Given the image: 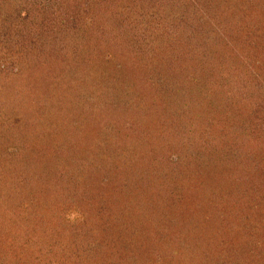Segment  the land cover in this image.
I'll list each match as a JSON object with an SVG mask.
<instances>
[{"label":"rangeland","instance_id":"rangeland-1","mask_svg":"<svg viewBox=\"0 0 264 264\" xmlns=\"http://www.w3.org/2000/svg\"><path fill=\"white\" fill-rule=\"evenodd\" d=\"M215 3L0 0L5 264H264V0ZM229 161L240 197L206 233L180 189Z\"/></svg>","mask_w":264,"mask_h":264},{"label":"trees","instance_id":"trees-1","mask_svg":"<svg viewBox=\"0 0 264 264\" xmlns=\"http://www.w3.org/2000/svg\"><path fill=\"white\" fill-rule=\"evenodd\" d=\"M169 0H166V3L168 2ZM178 1H180V0H178ZM209 3H210V6H213V7H211L210 9H209V11L210 12H212V13H209V16H212V14L214 13V10L218 7L217 6V4L215 3V4H213L214 3V0H207ZM207 7V6H206ZM199 13H202V12H199ZM200 15L201 14H199V16H198V18H200ZM202 17V16H201ZM162 18H157V20H161ZM204 21H205V23H206V17H204V19H203ZM177 25H179L181 28L183 27V25H181L180 23H178ZM185 28V27H184ZM166 32L164 31L163 33L165 34L163 37H165V38H167L168 36H169V27H166ZM157 36H162V35H157ZM193 37H195V34L193 33ZM162 41V39H158V42L156 41V44L157 43H160ZM161 44V43H160ZM209 51L210 50H206V52L208 53V56H211L213 53H209ZM201 54H204V53H198L197 54V56H199V55H201ZM194 71V70H193ZM180 73V72H179ZM178 73V74H179ZM178 77H179V79L180 80H182L180 83H178V84H175V85H173V84H171L170 86H168L169 87V89H170V91L172 90V91H174L175 92V95H176V97L177 98H179L180 100H183L184 99V96H185V94L183 93V90L185 89H187L186 88V81H187V78H188V76H187V74L185 75V76H182V75H177ZM196 77V76H195ZM195 77H191V84H198V80H196L195 79ZM210 78H212L211 76H210ZM178 78H175V82L177 83V80H179ZM200 82V81H199ZM209 84H212L211 82H208ZM208 83H206V85L208 84ZM205 85V86H206ZM196 88H198V86H196ZM189 92L190 93H192V92H194V90H192V89H190L189 88ZM208 92V89H207V87H205V89H204V94H206V93ZM194 93H196V94H198L197 92H194ZM216 94L217 95H221V99H227L229 96H226V95H224V94H222L221 93V90H220V88H219V90L216 92ZM219 100V99H218ZM219 101H221V100H219ZM226 101V100H225ZM222 102H224V101H222ZM234 121H235V118H232V121L231 122H233L234 123ZM107 131H109V130H107ZM67 132V131H66ZM70 135V133L68 132V133H66L65 135H61L62 136V138H63V142H58L59 144H61L62 145V143H64L65 141H66V139H68V136ZM106 135V132L104 131L103 133H102V136H105ZM222 138H223V136H222ZM226 139H227V141H228V135L226 134ZM140 140H142L141 138H140ZM236 141V140H235ZM205 143H207V145H204ZM209 142H208V139L207 138H205V142H204V146H210L209 144H208ZM228 143V142H227ZM132 144H135V143H132ZM60 145V146H61ZM125 146H127V142H126V144H124ZM212 145V144H211ZM60 146H58V147H60ZM24 147L22 146V149H23ZM64 149V148H63ZM203 149V151H205L204 150V148H202ZM241 149L240 148H238V150H234V154L233 153H231V152H227V153H230V157H227V159L225 158V156H223V158L226 160V162L229 160V159H232L231 157L233 156V155H235L236 157H237V160L238 161H246L247 162V167H249V169L252 167L251 165H253L252 163H251V161L250 160H245L244 158H242L241 156H242V152L240 151ZM136 151H138V149L136 150ZM135 151V152H136ZM135 152L133 153V155H131L129 158L127 157V162H130V164L131 163H134V166L135 167H142L141 169L142 170H146L147 169V165H148V163L150 162L149 161V159L146 157V155H142V156H140V155H138V156H136L135 155ZM206 153H208V152H206ZM25 154V153H24ZM209 156H210V160L211 161H209V162H213V158H214V153L213 154H208ZM218 155V154H217ZM220 156H222V154L220 153L219 154V157ZM218 159V158H217ZM220 159V158H219ZM218 159V160H219ZM220 161H222V160H220ZM222 162H224V161H222ZM226 162H224V163H226ZM214 163V162H213ZM213 163H212V168L214 169H218V170H215V172H213V174H210V176H209V180L208 181H203L201 184H194V186L193 187H191V188H189V189H180L181 190V192L184 194V196L187 198V206L188 207H193L194 206V204H196L197 202H200L202 205H200L199 206V209H198V216H197V219L198 220H201V222L205 225V224H207V225H210V224H213V223H216V224H214V225H210L209 227L208 226H206V227H204V229H206V230H204V232H206L207 233V231L208 232H210V231H212V232H214L215 231V228L217 227V225H220V226H223V227H226L227 225H228V220H227V215L229 214V213H231V208H232V206L234 205V199H231V197H230V193H231V190L233 191V190H236L237 188H236V185H235V187L232 185V184H234L235 182V180H237L236 181V183H241V177L243 178V174H237V173H234L233 172V169L234 168H237L238 170H240V168H239V166L238 165H234L233 167H232V165L230 164V161L228 162V164H224V163H220V162H218L217 164H216V166H215V164L213 165ZM213 166H215V167H213ZM143 167L145 168V169H143ZM228 167H232L233 169L232 170H230V172L228 171ZM1 169H8V168H6V167H4V168H2L1 166H0V170ZM243 169H245V166H244V168ZM258 172H259V170L257 171V170H253V173H254V177L255 176H257V174H258ZM107 174V173H106ZM106 174H104V179L107 177V175ZM208 175V174H207ZM212 175V176H211ZM7 175H4V174H2V172H0V182L1 181H3V180H5V183L7 182V181H9V180H11L10 178H7L6 177ZM204 177V176H203ZM202 178V177H201ZM203 180L205 179V178H202ZM225 182H229L230 183V186L228 187L227 186V184L225 183ZM223 188V189H222ZM195 190H196V192H195ZM237 190H240V189H237ZM237 190H236V194L235 195H237ZM189 192L191 193V194H189ZM224 192V194H227V195H229V197H227V198H224V200H222L223 202H219L218 200H217V198L219 199V197H220V195H221V193H223ZM0 193L2 194V190L0 189ZM155 193V192H154ZM240 193H242V194H244V192L242 191V192H240ZM163 195H166L165 194V192L164 193H162ZM223 197V196H222ZM235 197H240L239 195H237V196H235ZM235 200H237L236 198H235ZM187 206L186 207H184V209H186L187 208ZM30 207V206H29ZM204 209H203V208ZM29 210H32L33 212H34V210H33V208L31 209H29ZM29 210H27V212L29 211ZM3 216L0 214V218L2 219V223H3V218H2ZM5 217H6V214H5ZM203 224H200V225H203ZM201 227H203V226H201ZM186 228H188V229H191L192 227L190 226V227H186ZM146 231V230H145ZM229 234H230V230L228 231V232H226L225 233V235L223 234V236L225 237V238H227V237H229ZM79 236H81V237H83V242H86L85 241V239H84V236H82L81 234H79ZM201 240H203V237H201ZM230 241V240H229ZM228 241V242H229ZM210 242V241H209ZM207 243V242H206ZM216 244V243H215ZM0 245H1V242H0ZM217 245V244H216ZM206 246H209L208 245V243L206 244ZM218 246V245H217ZM219 247V246H218ZM1 249V248H0ZM83 250V252H85V254H89V251H91L90 249H85V248H83L82 249ZM227 255H223V257H225V259L226 258H228V256L226 257ZM2 258L3 257H1L0 258V263L1 264H5V262H4V260H2Z\"/></svg>","mask_w":264,"mask_h":264}]
</instances>
